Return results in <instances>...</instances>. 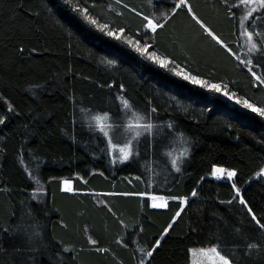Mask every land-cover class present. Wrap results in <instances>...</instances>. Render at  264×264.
<instances>
[{
	"label": "trees",
	"instance_id": "trees-1",
	"mask_svg": "<svg viewBox=\"0 0 264 264\" xmlns=\"http://www.w3.org/2000/svg\"><path fill=\"white\" fill-rule=\"evenodd\" d=\"M178 3L0 0V264H190L192 246L264 264V229L248 212L264 223V117L77 11L264 107L252 75L264 79V8L241 24L240 0H188L192 12H174ZM145 16L163 27L146 30ZM135 116L151 127L132 136ZM128 141L127 159L117 157L111 144Z\"/></svg>",
	"mask_w": 264,
	"mask_h": 264
},
{
	"label": "snow or ice",
	"instance_id": "snow-or-ice-1",
	"mask_svg": "<svg viewBox=\"0 0 264 264\" xmlns=\"http://www.w3.org/2000/svg\"><path fill=\"white\" fill-rule=\"evenodd\" d=\"M67 2L71 3L72 0H67ZM252 4H256V5H258V7L251 8V11H248L247 15L241 20V24H243L245 20H248L249 18H251L253 15V12L258 11L259 8H264V0H240V5L251 6ZM181 6L187 7L188 11L192 12L191 6L188 4V0H179V3L175 5V8L173 9V11L175 12V10L177 8H180ZM77 11H79L81 13L84 20H86L91 25H94L97 29H99V31L101 33H103L104 35H106L108 37L114 38L116 40H123L124 43L131 46L141 56H143L146 59L152 61L153 63L159 65L161 68H167L169 71L175 72V74L177 76H182L183 79L190 80L192 84L200 85V86L205 87V88L209 89L210 91H213L216 93H222V95L227 97L230 101H234L237 104H242L244 108L250 110L253 113L258 114L260 117H264V107H257L256 104L250 103L246 99L241 100L240 98H238L236 96L235 93H229V91L227 90V86H224V89L222 90V87L220 84L209 83L208 81L201 80L196 76H192L191 74H185L183 71H176L175 68L169 67V65L171 63H173V61H170L168 58L158 55V53L156 51L150 50L153 47L151 44H148V43L141 44L139 40L133 41L132 39H129L128 37H126L124 35L125 30L123 28L114 29V28H109V25H107V24L98 23V21L95 18H93L91 15L88 14L87 8H77ZM133 11H135V10H133ZM143 19L146 21V23H144L143 27L146 30L151 31L152 33H155L158 28L163 27L162 24L157 23L154 19H150L147 16L143 17ZM193 19H196L197 23H200L201 27H204V30L206 32H208L209 35H213L211 33V31L195 16L194 13H193ZM243 34L246 35L250 41L252 40V37H253L252 32H248L247 30H245V33H243ZM213 38L216 39L218 43H222V41H220L218 37H215L213 35ZM255 47H256V45L253 44V48H255ZM252 75L254 77H256L257 81H259L261 84H264V79H262L260 76H257L255 72H253ZM124 104H125V107H129L127 101H124ZM0 123H3V120H0ZM145 127L150 128L151 125L150 124L145 125ZM129 154L130 153H126L124 158L127 159V156ZM262 171H264V170H262ZM224 173H225V169H223V168H214L213 169V175L220 174V176H223ZM235 175H236L235 171H228L227 172V178L228 179H231ZM63 184L65 186L66 191H72V188L70 187L71 181L64 180ZM232 187L235 189L236 193L239 194L240 189L236 188L235 184H233ZM141 195H143V194H141ZM192 195L193 196L196 195L195 191L192 193ZM153 199H155V198H153ZM186 199L187 198H185V201H186ZM240 203L246 205V201H244V199L242 197H240ZM154 206L165 207L166 205L165 204H159V205H154ZM248 212H249V214H251L253 221H255V223L259 226V228L264 229V223H261L260 220L255 216V214L252 213L251 208H248ZM178 215H179V213H177V216ZM169 227H171V225H169ZM165 232H167V229L165 230ZM92 243L94 244L95 241H92ZM159 243H160V241L157 240L154 248L159 246ZM255 247H256V245H252V244L248 245V248H250V249L255 248ZM211 251L220 257L222 264H231V261L229 259H227L225 256L220 255V251L217 248L213 247L211 249ZM147 255L151 256L152 251H149L147 253ZM141 264H144V262L141 261Z\"/></svg>",
	"mask_w": 264,
	"mask_h": 264
},
{
	"label": "rangeland",
	"instance_id": "rangeland-1",
	"mask_svg": "<svg viewBox=\"0 0 264 264\" xmlns=\"http://www.w3.org/2000/svg\"><path fill=\"white\" fill-rule=\"evenodd\" d=\"M256 7H258V5L256 4H252L251 6H246L247 12L251 11V8H256ZM247 46L250 47V44H247ZM145 125H149V124L146 123L141 117L135 116L134 119L131 121V124L129 125L130 135L134 136L137 133H140L148 129L147 127H145ZM111 148L115 152L117 157L125 159L124 158L125 154L130 152V143L128 141L122 144H116V145L111 144ZM214 168H220V167L216 166V167H213V169ZM213 169H212L211 175L214 176L215 178H220V174L213 175ZM261 173L264 174V171L261 170ZM223 176H221V178ZM63 181H62V189L65 188ZM153 198L151 200L152 205L165 204V198L161 196H154ZM213 247L215 246H192L190 247L189 248L190 264H222L220 257L211 251ZM220 255L222 254L220 253Z\"/></svg>",
	"mask_w": 264,
	"mask_h": 264
},
{
	"label": "crops",
	"instance_id": "crops-1",
	"mask_svg": "<svg viewBox=\"0 0 264 264\" xmlns=\"http://www.w3.org/2000/svg\"><path fill=\"white\" fill-rule=\"evenodd\" d=\"M70 187L72 188L71 184H70ZM63 190H65V188H63ZM66 191V190H65Z\"/></svg>",
	"mask_w": 264,
	"mask_h": 264
},
{
	"label": "built area",
	"instance_id": "built-area-1",
	"mask_svg": "<svg viewBox=\"0 0 264 264\" xmlns=\"http://www.w3.org/2000/svg\"><path fill=\"white\" fill-rule=\"evenodd\" d=\"M220 178H221V176H220Z\"/></svg>",
	"mask_w": 264,
	"mask_h": 264
}]
</instances>
